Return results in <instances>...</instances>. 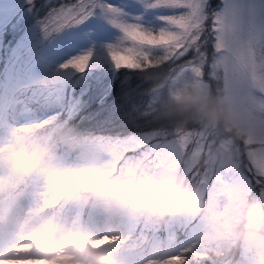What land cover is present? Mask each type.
Segmentation results:
<instances>
[{"label": "clouds", "instance_id": "obj_1", "mask_svg": "<svg viewBox=\"0 0 264 264\" xmlns=\"http://www.w3.org/2000/svg\"><path fill=\"white\" fill-rule=\"evenodd\" d=\"M171 101L179 112L237 136L258 122L264 124V103L248 94L213 92L206 84L182 81ZM68 153L81 163L70 164ZM32 177L41 179L57 204L91 209L102 219L104 234L38 202L26 205L21 185ZM179 215L209 216L203 229L209 247L223 251L242 242L251 253L242 264H264V200L215 211L202 190L176 172L130 167L118 173L78 134L33 132L0 139L2 264H123L114 252L120 243L115 234L123 222ZM17 247L22 249L19 254L13 252Z\"/></svg>", "mask_w": 264, "mask_h": 264}, {"label": "snow or ice", "instance_id": "obj_2", "mask_svg": "<svg viewBox=\"0 0 264 264\" xmlns=\"http://www.w3.org/2000/svg\"><path fill=\"white\" fill-rule=\"evenodd\" d=\"M28 2L31 4L33 0ZM143 2L126 0V3L114 5L107 0H87V3L78 0L74 6L52 9L42 23L47 34L46 26L52 20L62 25L63 31L83 24L94 16H104L122 33L117 43L105 46L107 60L117 73L121 69L146 70L168 64L173 73L184 72L201 79L207 75L210 84L216 82L217 87L225 90L246 87L251 83L259 84L261 91H264V75L257 78L254 71L258 41L260 68L264 72V0H221L216 7H213L212 0H150L149 8H163L169 12L160 17L163 27L158 29L147 26L142 22V15L135 14L137 3ZM96 31L99 38L103 33V25H98ZM209 43L213 45V55L224 61L222 86L217 74L218 63L210 59L206 51ZM241 46L252 48L251 56L242 58L237 54L235 60H232ZM189 53H192L191 59L177 63ZM97 55L96 48H90L70 56L60 65L62 71L58 80L67 79L68 87L71 88L80 76L89 74ZM237 61L240 63L237 64ZM146 101L141 107L149 109V96ZM109 139L118 144L131 145L129 150L140 153L145 159L166 157L174 163L184 158L186 153L182 148L190 146L196 149L198 142H204L198 131L177 126H172L170 130L127 134ZM242 145L243 148L237 149L234 163L227 168L222 165L219 169H209L205 165L200 171L193 169L189 175L194 180L199 176L202 182L210 185L243 181L264 188V137L249 136ZM256 145L259 146L258 150L253 147ZM175 258L187 264L186 257Z\"/></svg>", "mask_w": 264, "mask_h": 264}, {"label": "rangeland", "instance_id": "obj_3", "mask_svg": "<svg viewBox=\"0 0 264 264\" xmlns=\"http://www.w3.org/2000/svg\"><path fill=\"white\" fill-rule=\"evenodd\" d=\"M24 2H26V0H0V45L2 43L10 44L11 36L14 33L16 26V22L14 19L17 15L18 10L22 8ZM85 2L87 3V0H85ZM107 2L114 5H120L122 2L126 3V0H107ZM220 2L221 0H212L213 7L219 5ZM76 3H66L65 0H43L41 11L44 13L40 15L42 20L41 21L38 20L37 22H34L32 26L26 27L24 30V34L19 36L20 38H27L28 40L38 37L37 39L38 41H36L37 44L35 45L31 44L27 46L26 44L24 46L25 48H27L26 56L21 60L20 63H18L19 65L16 68L10 69V65L12 64V61L15 60L11 61L8 59L6 69L4 70L5 76L2 75L3 71H1L0 87L2 85L3 77H5V79H7L9 82L5 84L6 87L3 90L5 94L2 95L0 93V139L7 136H11V133H13L12 130H14L16 133H19V127H21L22 124H24V117L22 116L21 113H17L14 110L12 111L13 118L11 120L9 117L10 111L8 110L9 108L8 104L13 102V99L15 97V91L18 88H21L22 85L28 82L33 83L43 76L44 70L51 64V62H49L51 60V56L55 55L58 51L59 54L61 53L64 54L66 52L69 54L74 53L76 55L90 48H96L98 55L93 63V67H94L95 64L100 60H103V58L107 60L105 46L110 43H117L119 38L121 37L122 33L112 24H110L108 20L102 15L94 16L89 20L85 21L83 24H80L72 28H66L63 31H62L63 28L62 25H57L54 20L49 21L46 26L47 27V34H46L42 21L48 16L49 12L52 9H59L61 6H74ZM149 3L150 0H144L143 3H137L134 9L135 14L142 15L143 17L142 22L145 23L147 26L153 27L155 29L163 27V21L160 20V17L164 15H168L169 14L168 10L163 8L151 9L148 7ZM34 16H36V11L34 15H32V17ZM101 24L103 25V29L105 30L104 32L108 33L106 34L108 36L105 38L106 42L99 44L98 42L99 38H97L96 29L98 25ZM5 36L7 38L6 42H4ZM78 37H85V38L77 39ZM11 45L12 44H10V48H7V50L12 51L13 48ZM206 51L209 55V58L216 60V62L218 63L217 74L220 77L219 83L222 86L224 61L222 58L215 57L213 55L214 49L211 43H209V45L207 46ZM252 51H253L252 48L241 46V48L237 50V53L232 56V60H235V56L237 54L240 55L242 58L250 57ZM101 52L103 53L102 55L103 58L99 59L101 55L99 53ZM255 52H256V67L254 71L257 75V78H259L260 76L264 75V72H262L260 68L261 61L259 59L260 49H259L258 41L255 47ZM94 56H95V52H94ZM190 56L192 57V53H189L187 57H184L185 58L184 60H189ZM108 62L110 63V61ZM239 63L240 62L237 61V64ZM229 65H230L229 70L231 72L232 70L231 61H229ZM205 72L207 73V68H205ZM118 73L116 72L115 68H113L109 72L110 88L107 93L111 91L112 86L114 85L115 81L118 79L119 76ZM182 73L183 72H178V71L173 73V71L169 70L167 72V75L165 76L164 82L161 85L162 88H165L169 82L171 83L170 92L166 94L171 104H172L171 94L174 92L178 83L182 81L206 84L210 86L213 92L248 94L253 99L264 103V91H261V87L259 84L254 85L250 83L249 86L246 87L225 90L223 87L218 88L216 82L210 84L207 81L208 80L207 75L204 77V79H201L191 76L189 74H187V77H185V75ZM102 97L103 96H101L100 99ZM19 111H29V109L22 104V108ZM192 130L194 132L198 131L199 133H201L204 138V142L203 143L198 142V147L196 149H192L190 146H185V148L188 147L186 158L189 159V162L188 161L187 162L191 163V171L193 169L200 171V169L203 168L205 165H207L209 169H212L213 167L219 169L220 166L222 165L225 166V168H227L228 166L234 163L237 156V149L244 147L242 145V142L246 138H248L249 136L253 138L264 137V124H261L259 122L257 124L250 126L249 129L241 136H237L235 132L227 131L222 126L209 129L208 126H206L203 121H200L199 126L196 127V129H192ZM217 131L221 132L222 142L231 140V143H229L227 147L221 146L222 142L220 139V134H217ZM33 132L34 131H32V133ZM227 133H228L227 136L228 139L226 140ZM106 144L110 147L109 149H106ZM89 147L93 150V152L96 155L99 156V158L105 164H107L108 160L105 151H111L112 148L109 142L94 143L92 145H89ZM204 147L205 148L207 147V154L203 157V154H205V152L202 148ZM253 147L256 150L259 149L258 145ZM185 148H182L181 150ZM122 153H124L123 149L121 150L115 148L112 154L113 160L111 161L117 160ZM193 153H197V154L194 155ZM184 160L185 157L180 162L174 163L171 159H168L166 157H160L158 159L154 157L152 164H149L147 169L157 170V171L169 170V171H174L178 174L180 172V168L183 165ZM68 162L73 165H79L81 163L78 157L74 159L68 157ZM138 162L141 163V167H143V165H146V161L141 160ZM125 170H127V168H125ZM125 170H123L122 172H124ZM190 172L188 171V173H186V171H184L182 175L187 176ZM199 179L201 186L197 185V187H199L202 190L206 202L208 203L210 208H212L215 211H222L225 209L234 208L236 205H238L239 203L245 200H252V199L264 200V188H259L243 181L238 183H225V184L213 183L210 185L208 183L202 182L200 177ZM24 183L28 184L27 188L25 189L26 192L23 193L24 203L26 205H30L33 202H38L43 207H45V205L48 202L53 201L49 196V194L47 193L46 189L44 188L43 182L39 177H32L27 181H25ZM91 211L92 210L90 209L88 213L85 214L79 213V215L75 217L74 214L76 212V207L69 206L67 211H63V216L67 217L70 220L79 221L84 225H91L95 227L98 232L104 234L105 228L102 219L97 214ZM209 220L210 217L207 215L199 216V217H191L186 215L176 216L175 221L172 224L175 228L174 231L172 232V234L174 235L169 236L170 238L167 237V234H170L168 231V227L170 226H169V222H166L165 223L166 234L164 235L165 237L161 236L163 238L156 240L153 246L154 252L160 251L163 248V246H165L167 250H174L175 248L178 249L186 248L187 251L189 250L191 252H193L196 248H201L203 250H208L212 248L209 247V245L205 242L203 236L204 226L206 223L209 222ZM183 223L187 224L186 227L189 226L190 228L189 235H187L186 233L184 234V230L182 228ZM138 225L139 227L137 228ZM159 225H160L159 223H157V225L152 224L150 221L146 219H130L123 222V224L120 226V232L115 234L116 238L120 241V243L114 249L115 254L122 260L123 264H126L127 261H133L135 264H144L146 262L147 257L149 256L150 253L148 249H144L143 247H141L142 240L140 239V237L147 238L148 236H143L141 235V233L142 232L148 233V232H152L153 230L154 232H156L157 231L156 228ZM177 233H179L181 237H178L179 235ZM155 236H160V235L159 233H157L155 234ZM237 247L238 248L243 247L249 250L247 246L242 242L235 245H231L230 249L232 248L234 250H237ZM21 251L22 249L19 247L13 249V252L16 254H19ZM218 254L221 255L222 253H218ZM28 259L29 261H31L33 258L29 257ZM194 259L196 260L194 263H197L198 259L196 258ZM172 260L173 261L171 263L168 262L165 264H181V261L183 263L182 259L177 260L175 258Z\"/></svg>", "mask_w": 264, "mask_h": 264}, {"label": "trees", "instance_id": "obj_4", "mask_svg": "<svg viewBox=\"0 0 264 264\" xmlns=\"http://www.w3.org/2000/svg\"><path fill=\"white\" fill-rule=\"evenodd\" d=\"M65 1L66 3H76V0ZM42 3L43 0H33V3L30 4L26 0L22 8L18 10L14 19L16 22L15 31L11 36L10 42L13 48L12 51L7 50V48H10L9 43V45L7 44L8 46L5 45L3 48V43L0 45V57L3 52L5 56L3 68L6 69L8 59L11 61L15 60L12 61L10 69L16 68L19 65L18 63L26 56L27 48L24 46L26 44L27 46L37 44L38 37L28 40L27 38H20L19 36L24 34L26 27H30L34 22L42 20L40 16L44 13L41 11ZM35 11L36 16L32 17ZM104 31L103 29L102 35L99 36V44L106 42L105 38L108 36L106 35L108 33ZM99 54H101L99 59H102L103 53L101 52ZM73 55L75 54L66 52L59 54L58 51L55 55L51 56V60L49 61L51 64L44 70L43 76L33 83L28 82L22 85L25 87L19 93V97L25 98V101L28 103L27 106L34 109V112L36 108L41 113L48 111L47 115L53 116L56 112H60L63 109L61 114H57V117L61 118L62 124L66 126L65 134H78L86 139V143L94 140H106L112 146L111 151H108L112 159L115 148L123 149L125 155L122 159L127 160L131 163L130 165L132 167H135L141 166V163L137 162L138 160L146 161V166H149V164H152L154 157L152 159H145L140 153L130 151L131 145L115 143L109 137L148 133L156 130H170L172 126H177L185 130L196 129L199 126L201 120L179 112L175 105L170 103L166 94L170 92L171 83L169 82L165 88L161 87L169 71L168 64L146 70L121 69L118 73V79L112 86L111 91L107 93L110 88L109 72L114 67L105 58L97 62L89 70L88 75L80 76L76 84L71 88L68 87L67 79L62 81L58 80L62 71L60 65L65 63ZM191 58L190 56L189 59ZM184 59L181 58V61L177 63H182ZM182 74L187 77V73L183 72ZM7 82L9 81L3 77L0 87L1 92L5 89V83ZM101 96L103 97L100 99ZM148 96L150 100L149 109L141 107V104L147 102L146 97ZM53 120L50 122L53 123ZM46 126L52 127V124H47ZM208 128L210 129L212 127ZM217 134H220L222 142L221 132L217 131ZM227 136L228 133L226 140L228 139ZM187 148L182 150L186 154L183 165L178 173L181 176H183L184 171L186 173L191 171V163H188L189 159L186 158ZM202 149L205 152L203 156H205L207 154V147ZM121 162L122 160H120ZM108 166L113 168L112 163ZM183 177L189 183L195 186H201L199 177L195 180L189 174ZM171 218L168 217L162 221L171 220ZM218 253L222 254L219 255ZM225 254L228 255V258ZM248 254L249 256L251 255L250 252L243 253L239 251L238 247L237 250H234L232 248L230 249L229 246L226 251L210 248L204 256H198L195 251L185 250L182 256L187 258V264H242ZM194 258L198 259L197 263H194L196 261ZM181 264H184V262L182 263L181 261Z\"/></svg>", "mask_w": 264, "mask_h": 264}, {"label": "bare ground", "instance_id": "obj_5", "mask_svg": "<svg viewBox=\"0 0 264 264\" xmlns=\"http://www.w3.org/2000/svg\"><path fill=\"white\" fill-rule=\"evenodd\" d=\"M76 157H77L76 154H73V155H72V158H73V159L76 158ZM19 263H21V261H19V260L15 261V264H19Z\"/></svg>", "mask_w": 264, "mask_h": 264}]
</instances>
